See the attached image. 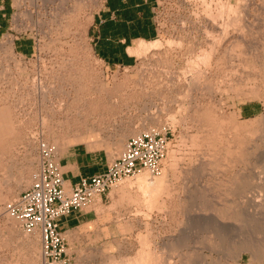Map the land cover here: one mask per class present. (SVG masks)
Here are the masks:
<instances>
[{
    "label": "rangeland",
    "instance_id": "1",
    "mask_svg": "<svg viewBox=\"0 0 264 264\" xmlns=\"http://www.w3.org/2000/svg\"><path fill=\"white\" fill-rule=\"evenodd\" d=\"M102 1L13 2L12 11L32 23L36 49L53 54L61 86L43 135L28 133L39 121L25 123L0 105V264H42L40 235L5 212L32 182L19 176L24 150L38 175L45 146L59 165L78 147L111 163L144 132L170 142L159 173L142 170L120 181L85 209L86 224L61 229L72 263L146 264L154 252L160 254L149 264H264V193L255 176L264 165V0H160L158 38L134 54L133 66L116 68L91 52ZM18 46L30 54L25 43ZM139 177L160 179L159 187Z\"/></svg>",
    "mask_w": 264,
    "mask_h": 264
},
{
    "label": "built area",
    "instance_id": "2",
    "mask_svg": "<svg viewBox=\"0 0 264 264\" xmlns=\"http://www.w3.org/2000/svg\"><path fill=\"white\" fill-rule=\"evenodd\" d=\"M160 6V0H156L155 23ZM22 15L23 11L13 10L6 32L0 34V105L12 106L17 118L25 123L39 121L41 128L28 133L43 135L44 121L50 118L47 107L55 102L59 83L53 80V54L36 49V41L40 40L32 23ZM20 42L28 46L30 54L19 49ZM169 143L168 138L156 132L132 137L121 156L112 161L105 172L84 178L71 189L66 187L60 165L45 146L42 170L34 174L27 189L5 205V212L18 219L25 232L40 235L42 264H73L59 220L103 200L120 181L142 170L159 173Z\"/></svg>",
    "mask_w": 264,
    "mask_h": 264
},
{
    "label": "crops",
    "instance_id": "3",
    "mask_svg": "<svg viewBox=\"0 0 264 264\" xmlns=\"http://www.w3.org/2000/svg\"><path fill=\"white\" fill-rule=\"evenodd\" d=\"M13 2L0 0V34L5 30L2 19L8 22ZM155 6L156 0H105L94 13L95 20L90 31L91 52L95 58L108 68L133 66L136 54L130 49L140 41L150 42L159 36L154 18ZM24 152L26 154L20 158L18 171L26 185L27 181H33L34 178V160H30L29 148ZM109 164L100 154H91L86 148L78 147L68 150V155L60 162V170L66 187L71 189L82 179L105 172ZM88 217L85 210L74 211L61 218L59 223L64 233H67L86 224Z\"/></svg>",
    "mask_w": 264,
    "mask_h": 264
},
{
    "label": "bare ground",
    "instance_id": "4",
    "mask_svg": "<svg viewBox=\"0 0 264 264\" xmlns=\"http://www.w3.org/2000/svg\"><path fill=\"white\" fill-rule=\"evenodd\" d=\"M142 42H143V43H142ZM142 42H140V43L138 44L137 47H135V48H131L130 51H131L133 54L138 55V54H140V50H142V48L145 46L144 44H151V43H152V45H153L155 41H153V42H145V41H142ZM157 43H158V42H157ZM157 43H156V44H157ZM143 45H144V46H143ZM154 47H155V45H154ZM144 50H145V49H144ZM206 54H208V53H206ZM201 56H202L203 58H205V57H204V56H205V53H203ZM206 57H207V56H206ZM198 58H199V56H198ZM200 59H201V57H200ZM197 60H198V59H197ZM194 63H195V62H194ZM262 155H264L263 152H262ZM262 157H263V156H262ZM256 168H257V167H256ZM256 171H257V170H256ZM256 171H255V176H256V178H257V180H258V182H257V180H256V182L259 183L260 186H262V187H259L258 184H257L256 187H259V189L261 190L260 192L262 193V194H261V193H260V194H261L262 197H263V193H264V165H263V166H262L257 172H256ZM143 176H144V175H143ZM147 176H148V175H147ZM251 176H252V174H251ZM144 177H145V176H144ZM155 179H157V178H155ZM155 179H150V178H148V177H147V178L139 177V178H138V183H139V184H141V183L144 184V183H145L149 188H150V187L152 188V186H153V189H154V187H155V188H156V187L158 188V187H159V184H160V183H159V182H160V179H158V181L155 180ZM157 183H158V186H157ZM143 184H142V185H143ZM145 184H144V186H145ZM162 184H163V181H162L161 185H162ZM140 186H141V185H140ZM147 186H146V187H147ZM237 187H238V186H237ZM237 187H236V188H237ZM142 188H143V186H142ZM237 189H238V188H237ZM257 189H258V188H257ZM155 190H156V189H155ZM235 190H236V189H235ZM235 190H233V194H234ZM242 190H243V189H242ZM240 191H241V190H240V188H239L238 192L242 194L243 191H241V192H240ZM230 193H231V192H230ZM255 194H256V193H255ZM260 194H259V195H260ZM257 195H258V194H257ZM259 195H258V196H259ZM236 196L238 197L239 195H236ZM245 196H247V195H245ZM245 196H244V197H245ZM251 196L253 197V195H251ZM240 197H241V195H240ZM240 197H239V198H240ZM244 197H242V198H244ZM246 198H247V197H246ZM248 198H249V200L251 199L249 196H248ZM254 198H255V197H254ZM240 199H241V198H240ZM252 199H253V198H252ZM259 199H260V201H261L262 198H259ZM263 199H264V198H263ZM244 200H245V199H244ZM242 201H243V199H242ZM251 201H252V200H251ZM254 201H255V200H254ZM257 201H258V198H257ZM260 201H259V202H260ZM263 201H264V200H263ZM259 202H258V203H259ZM261 202H262V201H261ZM242 203H243V202H242ZM246 203H247V202H246ZM256 203H257V202H256ZM256 203H255V204H256ZM258 203L256 204V206L258 205ZM243 204H244V203H243ZM260 204H261V203H260ZM260 204L258 205V207L260 206ZM263 205H264V203H263ZM254 207H255V206H254ZM254 207H253V208H254ZM260 207H262V206H260ZM253 208H252V212H254V211H253ZM262 208H263V207H262ZM248 209H249V208H248ZM257 209H258V208H257ZM263 209H264V208H263ZM245 210H246V208H245ZM246 211H247V210H246ZM262 211H263V210H262ZM247 213H248V212H247ZM249 213H250V212H249ZM249 213H248V214H249ZM254 213H255V212H254ZM256 213H260V214H261V215L259 216L260 218L264 215V211H263V215H262L261 210H260V211H256ZM251 214H252V213H251ZM251 214H250V215H251ZM207 215H208V214H207ZM209 215H210V214H209ZM209 215H208V216H209ZM203 216H204V215H203ZM255 216H256V214H254V217H255ZM257 216H258V214H257ZM204 217H205V216H204ZM251 217H252V215H251ZM255 218H256V217H255ZM260 218H259V219H260ZM208 219H209V218H208ZM216 219H217V218H216ZM220 219H221V218H220ZM220 219H219V220H220ZM262 219H263V217H262ZM262 219H260V220H262ZM206 220H207V219H206ZM209 220H211V219H209ZM219 220L217 221L218 223H219L220 221L223 222V220H220V221H219ZM207 221H208V220H207ZM211 221H212V220H211ZM214 221H215V220H214ZM255 221H256V220H255ZM258 222H259V221H258ZM263 222H264V221H263ZM256 223H257V222H256ZM261 223H262V221H261ZM261 223H260V224H261ZM220 224H221V223H219V226H221ZM260 224H258V226H259ZM223 225H224V222H223ZM263 225H264V223H263ZM254 226H257V225H254ZM258 226H257V227H258ZM260 227H262V225H261ZM223 229H224V227H223ZM227 229H228V228H227ZM254 229H255V228H254ZM263 229H264V228L262 227V229L260 230L261 233H263ZM241 230H242V229H241ZM243 233H244V232H243ZM238 234H239V233H238ZM252 234H253V233H252ZM255 234H256V233H255ZM260 235H261V234H260ZM240 236H241V235H240ZM255 237H256V236H255ZM258 238H259V237H258ZM180 240H181V238H180ZM260 240H261V239H260ZM263 240H264V238H263ZM144 243H145V242H144ZM144 243H143V244H144ZM146 243H148V242H146ZM159 243H160V242H159ZM143 244H142V245H143ZM150 244H151V243H150ZM165 244H166V243H165ZM146 245H147V244H145V246H146ZM166 245H167V244H166ZM174 245L176 246L175 243H174ZM148 246H149V244H148ZM164 246H165V245H164ZM175 246H172V249H173ZM143 247H144V246H143ZM150 247H151V246H150ZM150 247H149V249H151ZM161 247L163 248V246H161ZM144 248H145V247H144ZM165 248H166V247H165ZM169 248H170L169 250H172L171 247H169ZM244 248H245V247H244ZM246 249H247V248H246ZM248 249H249V248H248ZM143 250H144V249H143ZM155 250H157V249H155ZM155 250H154V251H155ZM239 250H240V249H239ZM241 250H242V249H241ZM138 251H139V250H138ZM152 251H153V250H152ZM147 252H148V251H147ZM147 252H146V253H147ZM149 252H150V250H149ZM149 252H148V254H145L146 257H147V255H150ZM143 253H145V251H144ZM152 253H154V252H152ZM152 253H151V255H152ZM159 254H160V253H158V255H159ZM162 254H163V253H162ZM151 255H150V256H151ZM158 255H157V254L155 255V253H154V257H155V256H158ZM236 255L238 256V254H236ZM240 255H241V254H240ZM150 256L147 257L148 260H146L147 258L145 257V258H146L145 260L148 261V263L146 262V264H149ZM143 257H144V255H143ZM123 258H125V257H123ZM133 258H134V257H133ZM138 258L141 259V250H140V257H138ZM151 258H153V257L151 256ZM164 258H165V257H164ZM164 258H162V259H164ZM240 258H241V257H240ZM136 259H137V258H136ZM157 259H158V258H157ZM159 259H160V257H159ZM131 260H132V258H131ZM137 260H138V259H137ZM137 260H136L135 262H137ZM141 260H142L143 263H144V259H141ZM141 260L139 261V264L142 263ZM153 260H156V258H153ZM127 261H128V260H127ZM129 262H130V261H128V263H129ZM159 262H160V260H158V263H159ZM122 263H123V262H122ZM125 263L127 264L126 261H125ZM125 263H124V264H125ZM154 263H156V262H154ZM209 263H210V262H209ZM118 264H119V263H118ZM133 264H134V261H133ZM151 264H152V263H151ZM159 264H160V263H159ZM211 264H212V263H211Z\"/></svg>",
    "mask_w": 264,
    "mask_h": 264
}]
</instances>
